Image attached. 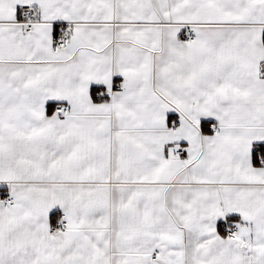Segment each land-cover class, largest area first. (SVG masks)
<instances>
[{
	"label": "snow or ice",
	"instance_id": "obj_1",
	"mask_svg": "<svg viewBox=\"0 0 264 264\" xmlns=\"http://www.w3.org/2000/svg\"><path fill=\"white\" fill-rule=\"evenodd\" d=\"M0 264H264V0H0Z\"/></svg>",
	"mask_w": 264,
	"mask_h": 264
}]
</instances>
